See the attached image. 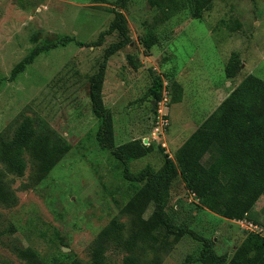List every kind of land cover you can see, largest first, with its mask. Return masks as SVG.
Returning <instances> with one entry per match:
<instances>
[{
	"label": "rangeland",
	"instance_id": "rangeland-1",
	"mask_svg": "<svg viewBox=\"0 0 264 264\" xmlns=\"http://www.w3.org/2000/svg\"><path fill=\"white\" fill-rule=\"evenodd\" d=\"M115 3L0 0V144L31 118L39 133L51 135L53 141L62 139L63 145L49 171L30 154L23 176L9 173L0 162V185L8 196L7 201L0 198V264L33 263L25 252L36 254L34 262L71 264L76 259L89 264L95 239L113 219L125 225L126 238L136 230L135 216L124 208L142 185L125 179L123 164L99 146L100 122L89 97L104 51L117 41L116 35H107L102 45H95L114 20ZM122 13L131 42L108 61L104 104L114 117L116 145L143 139L155 146L151 154L131 163L132 171L159 170L164 160L159 146L175 159L247 76L264 80V0H213L201 19L188 11L164 21L161 10L148 0H132ZM149 31L159 41L147 51L141 39ZM66 36L75 41L41 53L15 81L10 79L14 67L35 48L53 46ZM234 52L240 54L241 68L230 81L225 68ZM155 77L164 81L157 107L147 96ZM173 96L181 99L174 102ZM168 210L178 226L213 240L218 255L232 256L250 224L264 230V196L247 220L233 221L200 208L178 179ZM153 211L147 210L146 220ZM202 248L191 235L159 228L132 253L112 244L107 264H125L128 256L138 264H192L189 259L197 258Z\"/></svg>",
	"mask_w": 264,
	"mask_h": 264
},
{
	"label": "trees",
	"instance_id": "trees-1",
	"mask_svg": "<svg viewBox=\"0 0 264 264\" xmlns=\"http://www.w3.org/2000/svg\"><path fill=\"white\" fill-rule=\"evenodd\" d=\"M131 1L116 0L118 10L114 20L95 43L100 46L107 35L117 36V41L105 49L98 70L91 79L89 97L93 114L100 122L96 133L99 146L111 151L114 158L123 164L125 179L142 185L124 208L125 213L135 216L136 230L126 238L125 225L113 219L95 239L89 264H107V253L112 244L132 253L139 242L146 240L148 234L159 228L177 236L191 235L202 242L203 248L198 257L189 259L192 264L200 261L207 264H264L263 232L249 230L232 256L218 255L213 240L201 237L194 230L178 226L168 210L173 186L181 179L188 193L198 199L200 208L208 209L228 220L248 219L257 202L264 196V80L253 74L247 76L180 147L175 159L159 146L164 157L162 167L159 170L145 168L134 173L131 163L151 154L155 146L153 143L146 145L143 139L116 145L114 117L103 99L108 61L131 42L126 18L122 13ZM148 1L161 10L165 21L188 11L195 19H201L205 12L211 10L213 0ZM74 41V38L66 36L53 46L35 48L14 67L10 79L15 81L41 53ZM158 41L153 31L147 32L141 39L147 51ZM76 43L85 45L82 42ZM129 61L138 69V63L132 56ZM240 68V54L234 52L225 68L226 78L236 80ZM175 85L182 91L180 84ZM147 96L154 100L156 107L163 100L164 81L161 77L154 78ZM180 99L181 97H172L174 102ZM61 142L62 139L53 141L51 135L39 133L34 121L26 118L13 138L0 144V162L9 173L23 176L27 169L25 156L30 154L49 171L60 158L63 147ZM5 195L4 187L0 185V198L7 201L8 196L6 198ZM150 207L154 211L146 220L145 213ZM23 255L29 260L33 259L31 264H46L34 262L36 254L33 252H25ZM62 257L67 258L69 254L62 252ZM71 264L84 263L73 259ZM125 264H138V260L128 256Z\"/></svg>",
	"mask_w": 264,
	"mask_h": 264
},
{
	"label": "built area",
	"instance_id": "built-area-1",
	"mask_svg": "<svg viewBox=\"0 0 264 264\" xmlns=\"http://www.w3.org/2000/svg\"><path fill=\"white\" fill-rule=\"evenodd\" d=\"M165 123H166L165 125H168V121H166ZM249 229L252 230V231H257V232H263L264 233V230L262 228H259V226L254 225V224H250Z\"/></svg>",
	"mask_w": 264,
	"mask_h": 264
},
{
	"label": "water",
	"instance_id": "water-1",
	"mask_svg": "<svg viewBox=\"0 0 264 264\" xmlns=\"http://www.w3.org/2000/svg\"><path fill=\"white\" fill-rule=\"evenodd\" d=\"M144 143L147 145L148 144L147 140H145Z\"/></svg>",
	"mask_w": 264,
	"mask_h": 264
},
{
	"label": "crops",
	"instance_id": "crops-1",
	"mask_svg": "<svg viewBox=\"0 0 264 264\" xmlns=\"http://www.w3.org/2000/svg\"><path fill=\"white\" fill-rule=\"evenodd\" d=\"M221 104V103H220ZM217 109V108H216Z\"/></svg>",
	"mask_w": 264,
	"mask_h": 264
}]
</instances>
